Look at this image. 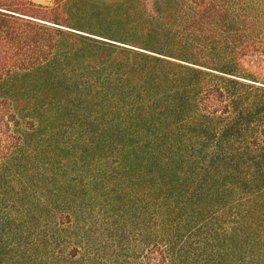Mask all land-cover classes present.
I'll use <instances>...</instances> for the list:
<instances>
[{"label":"trees","instance_id":"trees-1","mask_svg":"<svg viewBox=\"0 0 264 264\" xmlns=\"http://www.w3.org/2000/svg\"><path fill=\"white\" fill-rule=\"evenodd\" d=\"M264 0H0V264H264Z\"/></svg>","mask_w":264,"mask_h":264},{"label":"crops","instance_id":"crops-1","mask_svg":"<svg viewBox=\"0 0 264 264\" xmlns=\"http://www.w3.org/2000/svg\"><path fill=\"white\" fill-rule=\"evenodd\" d=\"M30 1H32L36 4H42V5L49 6V5H51L53 0H30Z\"/></svg>","mask_w":264,"mask_h":264},{"label":"rangeland","instance_id":"rangeland-1","mask_svg":"<svg viewBox=\"0 0 264 264\" xmlns=\"http://www.w3.org/2000/svg\"><path fill=\"white\" fill-rule=\"evenodd\" d=\"M52 4V3H51ZM50 6V5H49ZM261 61H262V66H263V69H262V75L264 76V58L262 57L261 58Z\"/></svg>","mask_w":264,"mask_h":264}]
</instances>
